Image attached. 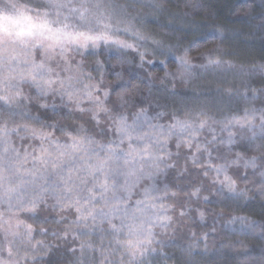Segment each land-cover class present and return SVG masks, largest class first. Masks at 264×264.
Listing matches in <instances>:
<instances>
[{
    "label": "snow or ice",
    "instance_id": "obj_1",
    "mask_svg": "<svg viewBox=\"0 0 264 264\" xmlns=\"http://www.w3.org/2000/svg\"><path fill=\"white\" fill-rule=\"evenodd\" d=\"M205 11L0 0V264H200L217 223L244 238L221 245L239 264H264L247 243L264 240V57L199 51L229 39L219 25L185 44ZM255 31L264 13L234 35ZM205 74L227 87L210 97Z\"/></svg>",
    "mask_w": 264,
    "mask_h": 264
},
{
    "label": "trees",
    "instance_id": "obj_2",
    "mask_svg": "<svg viewBox=\"0 0 264 264\" xmlns=\"http://www.w3.org/2000/svg\"><path fill=\"white\" fill-rule=\"evenodd\" d=\"M203 2L208 5L212 14L208 15L207 11L202 12L192 17L191 23L193 25H207V27L186 29L188 35L184 41L185 44H187V40L192 38L191 33L194 32L198 36L207 33L211 36L213 34L212 26L219 25L228 30L225 34L229 36V39L225 40L223 43H221L219 39H210L199 49V51L220 45L225 50L236 52L237 58L240 60H259L261 57H264V38H261L259 31H255V35L248 38L243 35H234L235 30H239L242 33L254 32L255 24L258 23L259 15L264 13V0H203ZM249 9L252 10V14L256 17V20H253L246 15ZM147 30H157L156 25H148ZM180 35L181 33H176V37H179ZM171 39L172 42H174L175 37ZM192 56L196 59L198 57V51H194ZM101 59H103V57H101ZM156 59H164V57H156ZM111 63L117 64L118 62L113 59L111 60ZM126 67L129 72L135 71L133 66ZM169 70H174V66L170 65ZM153 75L156 77H163L164 72L157 68L153 72ZM157 83H159V81H157ZM198 84L210 97L216 94V89L218 87H227V85L218 84L217 80L211 74H205L202 76L198 81ZM167 87L171 89L172 85L169 83L167 84ZM180 90L184 91L185 89L181 88ZM208 207L219 210L214 204L208 205ZM250 207L255 208L258 212L259 202L257 201ZM212 224V218L208 217L204 224H201L193 230L199 233L207 232L210 230ZM216 227L218 229L217 234L215 237L210 236L208 241L209 251L198 258L200 264H239V258L235 255L234 251L221 247V245L226 244L229 241L244 238L239 235H233L231 232H224L221 229L220 223H217ZM247 243L254 250L255 254H259L262 248H264V240L258 238H249ZM201 247L203 246L201 245ZM170 251H174V249Z\"/></svg>",
    "mask_w": 264,
    "mask_h": 264
},
{
    "label": "rangeland",
    "instance_id": "obj_3",
    "mask_svg": "<svg viewBox=\"0 0 264 264\" xmlns=\"http://www.w3.org/2000/svg\"><path fill=\"white\" fill-rule=\"evenodd\" d=\"M157 23H159V22H157ZM190 29V28H189ZM147 30V29H146ZM148 31V30H147Z\"/></svg>",
    "mask_w": 264,
    "mask_h": 264
}]
</instances>
